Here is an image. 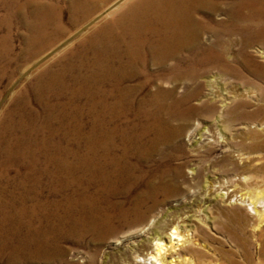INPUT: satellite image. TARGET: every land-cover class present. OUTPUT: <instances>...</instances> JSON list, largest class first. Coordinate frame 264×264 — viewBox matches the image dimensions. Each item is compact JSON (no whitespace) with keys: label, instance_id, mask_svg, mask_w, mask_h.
Masks as SVG:
<instances>
[{"label":"bare ground","instance_id":"bare-ground-1","mask_svg":"<svg viewBox=\"0 0 264 264\" xmlns=\"http://www.w3.org/2000/svg\"><path fill=\"white\" fill-rule=\"evenodd\" d=\"M30 4V0H0V9L4 10L0 25L5 24L7 28L12 19H20L19 12L30 11L31 21L27 24L30 37L25 39L28 46L40 40L50 26L53 31L59 22L56 7L48 8L41 3L32 7ZM71 7L83 15L93 10L88 0H72ZM121 8L120 4L114 5L106 15L117 17L115 11ZM148 8L152 15L147 11L150 15L135 12L125 26L124 23L122 27L118 26L115 34H112L111 26L99 27L102 39L97 41L92 61L97 69L87 78L83 77L81 88L74 89L65 78L54 73L49 80L39 84L42 94L34 97L42 111L32 106L33 98L26 97L0 116V164L4 167L0 172V256L6 255L22 264H76L65 259L67 247L63 243L87 237L86 245L90 249L81 257L84 264H214L205 258L208 256L205 245L194 234L183 233L178 225L149 222L147 212L151 210V205H147V198L152 196L153 191L143 192V196H138L129 206L112 201V195L129 191L134 184V178L130 176L133 166L127 155L134 137L119 133L123 153L111 154V146L105 144L112 142L115 132L120 130L107 124L117 117L118 111L110 113V118H107L104 109H124L130 104L123 97L131 88L123 87V80L127 74L136 73L131 67L133 64L145 67L149 58L155 65L162 66L160 70H166L168 61L175 60L168 67V73L173 78H200L210 66L216 78L237 79L238 82L231 85L234 96L248 95L244 91L249 92L250 88L260 89L264 94V89L250 82L245 73L246 70L264 77V62L250 53L254 47L264 61V0H155L150 1ZM7 41L8 37L0 38L1 61L9 58L12 51ZM122 46L126 53L121 51ZM84 60L83 63H87ZM109 62L112 64L109 65ZM2 72L0 68V74ZM108 78L112 80L110 89L104 87ZM75 80L82 78L76 76ZM148 80L145 79L140 87L144 89ZM239 80L243 83L240 92ZM160 88L157 86L151 96L155 98L163 94ZM26 89L19 93L26 94ZM65 91L70 93L67 102H51L52 97ZM214 92L210 88L199 92L200 105L197 108L189 105L181 114L175 107L185 101L187 93L171 104L158 106L177 116L176 119H188L195 109H204L215 123L225 122L227 119L220 118L229 98L225 93L218 95ZM167 93L173 94L174 89ZM108 94L116 95L113 103H109ZM81 95L89 97L85 105L76 101ZM259 99L264 102V97ZM213 101L218 102L217 107L212 105ZM23 106L28 109L24 111ZM56 107L72 109L68 111L65 122L73 126L75 139L86 141L83 153L70 146L68 141L54 140L58 129L53 125L55 116L52 111ZM84 108L92 111V126L87 133L83 131ZM119 113H122L121 110ZM237 115L241 119L237 120L239 139L242 144H248L249 149L240 148L237 161L230 158L229 162L221 165L224 169L228 164L233 166L228 169L232 170L231 174L220 180L217 186L227 189L228 198L237 196L238 203L249 208V216L252 214L259 220L264 216V207L258 208L264 205V195L257 196L264 185V103ZM100 146L104 149L102 154L97 152ZM71 157L76 159L70 160ZM14 165L17 169L25 167L28 172L19 174L17 185L10 189L11 185L6 181L3 183V180L6 170ZM249 172L253 173V177H249ZM45 176L48 182H44ZM151 202L154 204L155 200L151 199ZM158 228L166 233L161 236L157 233L153 243L147 236ZM134 229L141 235L139 240L132 242L129 249L125 248L126 251H122L116 260L99 261L97 247L103 240L109 236L119 238L120 233ZM226 257L230 264H240L238 260ZM245 260L247 264H252L248 254Z\"/></svg>","mask_w":264,"mask_h":264},{"label":"rangeland","instance_id":"rangeland-1","mask_svg":"<svg viewBox=\"0 0 264 264\" xmlns=\"http://www.w3.org/2000/svg\"><path fill=\"white\" fill-rule=\"evenodd\" d=\"M24 1L21 0V2ZM88 1L93 10L83 15L80 11L72 10V0H30L32 7L38 3L48 8L56 7L59 12L57 16L59 22L58 26H54L53 31H51L52 27L50 26L40 40L37 39L36 43H31L29 46L25 39L30 37V31L27 28V24L31 21L30 11L19 12L21 21L15 17L14 20H11L9 28L5 24L0 25V38L8 37L7 43L10 44L12 50L9 58L5 61L0 60V68L3 69L0 74V116H3L6 109L15 107L16 103L20 104L22 99L26 97L33 98L32 103L34 104L32 106L37 111H42L34 97L42 94L38 89L41 87L39 84L49 80L54 73L55 76L65 78L68 85L74 89L81 88L83 77L87 78L97 69L93 66L92 61L98 46L97 41L102 39L100 31H98L99 27L111 26L112 34H115L118 26H121L122 23L125 26L135 12L152 15L151 12H148V6L150 1L155 2V0ZM117 4L122 7L115 11L114 15L117 14V17L113 18L112 15H106ZM3 15L4 10L1 8L0 21H3ZM196 16H200V14L196 13ZM253 48L250 49V53L254 54L257 60L264 62L263 57ZM121 51L126 53L124 46H122ZM125 57L124 59L127 60ZM84 59L87 60V63H83ZM168 62L166 70H160L162 66L155 65L151 58L146 60L145 67L142 64H136V66L133 64L131 67L136 73L127 74L122 84L123 87L131 88L123 97L130 104L126 105L124 109H104L107 118H110V113L118 111L117 117L109 120L107 124L108 127H116L120 130L115 132L112 142L105 144V146H111V154L120 155L123 153V144L119 133H127L130 137H134L132 139L134 142L130 143L131 146L128 144L130 147L127 154L128 160L130 159L129 161L133 166L130 176L134 178V184L129 191L117 192L112 195L111 199L113 202L129 206L137 200L138 196H143V192L153 191L152 196L148 195L147 198V205H151V210L147 212L150 223L178 225L183 233L194 234L199 238L198 241L200 240L205 245L204 250L208 254L205 258L210 259L214 264H230L227 255L238 260L240 264H247L246 260L244 262L246 254L250 256L252 264H263L264 216H262L263 218L260 217L261 222L252 214L249 216V208L239 204L237 196L228 198L227 189H219L217 185H219L220 180L231 174L232 170L228 169H232L233 166L228 164L224 169L221 165L229 162L230 158L237 161L238 153L241 152L240 148H245L247 151L249 149L247 148L248 144H242L239 139L237 122L241 119L238 118L237 114L263 104L264 102L261 99H259L260 101L257 100V98L264 97V94L260 89L250 88L249 92L244 91L249 96H234L231 85L238 82L237 79L216 78V74L213 68H209L210 66L203 74L204 76L202 75L200 78H173L168 73L170 71L168 67H171L176 61L169 60ZM109 63V65L112 64V62ZM245 73L247 77L249 76L250 82L256 83L257 87L264 89L263 76L250 74L246 70ZM76 76L82 80H75ZM148 78V82L145 83L146 87L143 89L140 86ZM111 82L112 80L108 78L104 87L110 89ZM240 83L239 88L241 89L238 88V92L243 88L241 80H239ZM55 86L59 85L55 84ZM157 86L161 87L160 89L164 93L158 94L154 98L151 93ZM208 88L213 89V92L215 91L214 93L218 95L225 93L228 96V103L226 102L225 110L220 118L227 119V123L226 121H216L215 123L204 109H195L188 119H176L177 116H173L168 110L158 106L159 104H171L175 99H180L187 93L189 95L185 101H181L175 107L176 111L181 114L186 112L189 105L197 108L200 105L197 95L199 92H205ZM25 89L26 94L21 95L19 92ZM170 89H174L173 94L167 93ZM58 95L52 97L51 102H67L70 93L65 91ZM95 97H99V95L95 94ZM88 98V96L81 95L76 101L85 105ZM107 98L109 103H113L116 95L108 94ZM217 104V101H213L212 105L217 107ZM239 105L241 106L239 107ZM27 109L23 106L24 111ZM83 110V131L87 133L92 126V111L89 112L87 108ZM120 110L121 114L119 113ZM68 111L71 112L72 109L61 110L56 107L52 111L55 116L53 125L58 129L54 140L68 141L70 146L77 147L79 152L83 153L87 143L85 140L78 141L72 135L73 126L67 125L68 123L65 122ZM180 128L181 130H179ZM234 149L239 151L236 152ZM103 151V146H100L97 152L102 154ZM236 153L237 155H235ZM69 159L76 158L71 157ZM43 165L42 162L41 166ZM2 167L0 164V172L4 168ZM26 170L25 167L17 169L15 165L10 166L6 170L7 180L5 178L3 183L6 181L11 185L9 188L13 189L17 185L18 178H20L19 174L27 173L28 170ZM249 177H253L252 172H249ZM45 178L46 176L43 177L44 182H48V178ZM260 189L261 191L257 196L261 197L264 195V191H262L264 185ZM58 195L61 197L60 194ZM151 199L155 200L154 204ZM263 207L264 205L258 208L263 209ZM134 231L135 229L125 230L120 233L119 238L109 236L103 240L97 247L99 261L104 262L109 258L116 260L118 256L120 257L122 251L129 249L132 242L141 238V235ZM163 231L159 228L156 231L152 230L148 233L147 238L154 243L156 234L161 236L166 233ZM86 242L87 237L81 241H65L63 243L67 247L65 259L76 264H84L81 257L90 249ZM200 247L203 249L202 246ZM0 264L22 263L19 260H10L4 255L0 256ZM33 264L37 263L34 262Z\"/></svg>","mask_w":264,"mask_h":264}]
</instances>
